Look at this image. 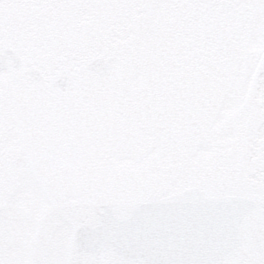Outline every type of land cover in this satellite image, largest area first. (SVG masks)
Here are the masks:
<instances>
[{"label":"rangeland","instance_id":"1","mask_svg":"<svg viewBox=\"0 0 264 264\" xmlns=\"http://www.w3.org/2000/svg\"><path fill=\"white\" fill-rule=\"evenodd\" d=\"M8 48L44 82L0 72V264H66L108 182L257 198L221 264H264V0H0Z\"/></svg>","mask_w":264,"mask_h":264},{"label":"water","instance_id":"2","mask_svg":"<svg viewBox=\"0 0 264 264\" xmlns=\"http://www.w3.org/2000/svg\"><path fill=\"white\" fill-rule=\"evenodd\" d=\"M115 58L103 64L95 59L87 65L100 79L109 75ZM18 54L11 49L0 54V71L19 68ZM36 83L39 72L25 73ZM69 79L61 76L51 87L66 93ZM256 206L254 199L241 196H205L198 188L145 202L124 218L102 207L94 227L80 226L74 233L78 252L87 256L101 249L110 251L124 262L140 264H221L241 246L240 221ZM260 246L258 235L249 237Z\"/></svg>","mask_w":264,"mask_h":264},{"label":"flooded vegetation","instance_id":"3","mask_svg":"<svg viewBox=\"0 0 264 264\" xmlns=\"http://www.w3.org/2000/svg\"><path fill=\"white\" fill-rule=\"evenodd\" d=\"M14 51L18 54V57L20 59L19 68L16 70L5 69L3 71H9L14 74L20 73L25 79L30 80L29 78L25 76V73L29 71H35L36 69L24 68L25 66L24 60L22 59L21 55L16 50ZM101 58L104 62L107 60V59H104L103 57ZM110 58H115L114 60L115 62L117 59V55H111L108 59ZM261 72H264V66L262 68L261 67L259 68L258 74H260ZM43 82H44V77L42 75V83ZM67 92H68V89H67ZM113 184H114L113 182H108L105 185L92 186L94 193L91 194V197L89 198V202H88L90 211H88L86 215V218H85L86 220L79 223V226L81 225H85L88 227L95 226L98 222V218L96 215L101 213L102 207H106L112 210L116 216H118L119 218H123L129 215L136 206L146 201L157 199L159 197H163V196H158L155 193L148 194L147 191H142V190L140 191L138 190L137 192L132 193V191L126 189V188H129L128 186L122 187L121 185H118V184L116 186H112ZM250 198L255 199L258 205L259 200L257 198L255 197H250ZM244 222H245V217L243 218L240 226H241V230L243 226L244 234L247 236V238L255 234H259L255 231V229L252 226H249L248 224L246 225ZM72 244H73L72 249L66 257V264H103L101 263V261L98 260L99 256L102 253H104L105 255L109 257L110 264H139L137 262L127 263L120 259H117L111 252L105 249L98 251L94 255L87 256L85 254L78 252L77 247L73 243V237H72Z\"/></svg>","mask_w":264,"mask_h":264},{"label":"trees","instance_id":"4","mask_svg":"<svg viewBox=\"0 0 264 264\" xmlns=\"http://www.w3.org/2000/svg\"><path fill=\"white\" fill-rule=\"evenodd\" d=\"M40 9V8H39Z\"/></svg>","mask_w":264,"mask_h":264}]
</instances>
